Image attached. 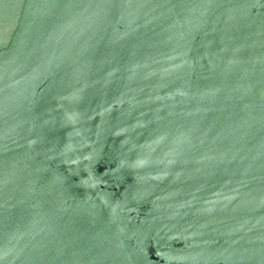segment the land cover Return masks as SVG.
<instances>
[{"label":"water","instance_id":"obj_1","mask_svg":"<svg viewBox=\"0 0 264 264\" xmlns=\"http://www.w3.org/2000/svg\"><path fill=\"white\" fill-rule=\"evenodd\" d=\"M0 264H264V0H0Z\"/></svg>","mask_w":264,"mask_h":264}]
</instances>
